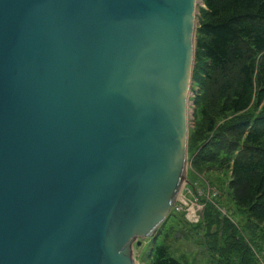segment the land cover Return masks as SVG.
<instances>
[{"label":"water","instance_id":"obj_1","mask_svg":"<svg viewBox=\"0 0 264 264\" xmlns=\"http://www.w3.org/2000/svg\"><path fill=\"white\" fill-rule=\"evenodd\" d=\"M198 5L0 0V264H137L188 180Z\"/></svg>","mask_w":264,"mask_h":264},{"label":"trees","instance_id":"obj_2","mask_svg":"<svg viewBox=\"0 0 264 264\" xmlns=\"http://www.w3.org/2000/svg\"><path fill=\"white\" fill-rule=\"evenodd\" d=\"M204 2L196 51L201 76L197 72L196 77L202 89L199 113L205 132L192 135V146L213 134L207 144L197 147L194 161L203 168L230 167L232 197L252 219L264 223V107L242 115L264 95V0ZM221 115L232 116L219 126ZM195 223L209 228L212 238L206 247L215 252L217 264H261L257 250L245 244V234L220 214L215 217L208 211ZM152 254L148 264H183L166 244L155 245Z\"/></svg>","mask_w":264,"mask_h":264},{"label":"rangeland","instance_id":"obj_3","mask_svg":"<svg viewBox=\"0 0 264 264\" xmlns=\"http://www.w3.org/2000/svg\"><path fill=\"white\" fill-rule=\"evenodd\" d=\"M205 6V2L200 0L197 14L198 25L201 19V8ZM197 63L196 52L188 107L189 138L186 169L188 180L185 181L182 189L192 201L190 208H192V210L197 209L198 214L202 219H205V215L209 211L215 217L217 214H220L222 220L226 219L227 221L234 223L236 226H233L236 228V231L239 230L245 234V244L249 245L250 243L254 250H257V260L260 257L261 264H264V223L252 219L249 213L240 208L232 197L228 185L231 175L230 167L206 165L208 168H206V166L203 168L197 166L194 161L196 151L198 150L197 147L207 144L209 142L208 139L211 138V135L213 134H208V137L203 141H197V145L195 147L192 146V135L196 134V132H199L198 135L205 132L203 124L200 123L201 115L199 109L201 105L200 97L202 89L199 81L200 78L196 77L198 74L201 76L200 71H197ZM263 104L264 95L260 97L259 101H256L253 104L251 109L243 112L242 115L262 111L264 107ZM231 116L232 115H221L217 125L220 126ZM197 195L199 198H197ZM182 211L183 213L179 214L174 213L173 210L169 213L166 220L160 226L156 239L152 236L140 237L134 242V254L137 264H148L152 260V251L157 244H166L170 252L179 257L183 264H217L213 258V256H216L214 255L215 252L206 247L207 240L212 238L209 231L207 233L209 228L207 229L204 224L202 227H198L195 223L196 220H193L197 217H192L187 209ZM182 216L187 218L189 222H185ZM253 243L255 245H253Z\"/></svg>","mask_w":264,"mask_h":264},{"label":"built area","instance_id":"obj_4","mask_svg":"<svg viewBox=\"0 0 264 264\" xmlns=\"http://www.w3.org/2000/svg\"><path fill=\"white\" fill-rule=\"evenodd\" d=\"M197 198H199L198 195H197ZM191 203H192L191 199L188 197L186 193L183 192V189H182L178 196L176 203L173 206V210L183 212L182 210L187 209V211H189V214L192 217H197L196 219H193V218H190V219L196 220L195 222H198L202 218L199 216L197 209L192 210V208H190Z\"/></svg>","mask_w":264,"mask_h":264},{"label":"bare ground","instance_id":"obj_5","mask_svg":"<svg viewBox=\"0 0 264 264\" xmlns=\"http://www.w3.org/2000/svg\"><path fill=\"white\" fill-rule=\"evenodd\" d=\"M199 3H200V0H199Z\"/></svg>","mask_w":264,"mask_h":264}]
</instances>
